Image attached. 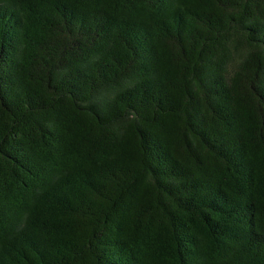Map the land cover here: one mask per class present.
Segmentation results:
<instances>
[{
	"label": "trees",
	"instance_id": "1",
	"mask_svg": "<svg viewBox=\"0 0 264 264\" xmlns=\"http://www.w3.org/2000/svg\"><path fill=\"white\" fill-rule=\"evenodd\" d=\"M0 264H264V0H0Z\"/></svg>",
	"mask_w": 264,
	"mask_h": 264
}]
</instances>
